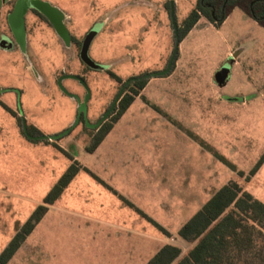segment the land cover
<instances>
[{"label":"rangeland","instance_id":"obj_1","mask_svg":"<svg viewBox=\"0 0 264 264\" xmlns=\"http://www.w3.org/2000/svg\"><path fill=\"white\" fill-rule=\"evenodd\" d=\"M43 1L63 13L73 41L65 42L46 20L29 11L23 55L0 51L1 97L19 114L0 104V253L72 164V156L90 166L112 189L81 169L11 264H146L166 244L179 246L182 258L193 245L179 237V229L226 183L238 181L264 203V163L249 181L238 173L248 175L264 154L261 27H253L239 11H232L225 26L203 29L197 38L192 35V40L203 44L199 53L207 71L223 56L227 44L247 47L238 73L241 83H234L229 91L243 88L248 95L244 106L209 112L202 120V136L197 134L237 170L198 151L185 169V161L163 159V152H156V129L144 125L140 135L139 131L129 136L122 132L129 129L126 124L133 120V113L95 155L89 157L86 150L98 129L90 124L109 110L124 83L166 68L176 39L164 0ZM178 1L175 16L181 23L198 0ZM14 2L4 3L1 13L2 32L9 35L6 16ZM87 36L91 37L89 57L105 69H93L82 61ZM233 60L232 55L228 62ZM69 74L82 76L85 82L64 78ZM88 91L86 113L80 115L79 101L70 94L84 101ZM118 105L103 124L112 122ZM24 120L28 125L36 123L43 135L62 136L43 141L51 145L23 146L15 124ZM132 143H136L133 150L128 145Z\"/></svg>","mask_w":264,"mask_h":264},{"label":"trees","instance_id":"obj_2","mask_svg":"<svg viewBox=\"0 0 264 264\" xmlns=\"http://www.w3.org/2000/svg\"><path fill=\"white\" fill-rule=\"evenodd\" d=\"M166 6L169 9L171 8L170 1L166 3ZM237 7L264 26V0H198L196 7L179 26L180 41L187 36L201 16L206 17L216 25H221L232 10ZM109 73L117 81H122L114 73L110 71ZM147 81V78H142L132 81L127 86L119 100L118 109L112 122L102 124L97 129L92 145L86 148L88 152L95 151L103 142L114 124L146 86ZM28 131L31 134H40L39 130L33 125H28ZM200 142L205 145L203 141ZM55 146L59 150L65 151L57 144ZM215 155L231 169L237 170L236 166L224 156L217 152H215ZM263 163L264 154L248 175L243 171H238V173L250 180ZM81 169L89 172L102 184L112 189L88 168H82L77 161H73L46 195L43 204L35 209L0 253V264L10 262L27 237L46 215L49 209L48 206L59 199ZM121 198L129 202L123 196ZM155 224L164 233L169 234L160 224ZM178 235L193 245L184 257L181 258L182 249L179 246L166 244L146 264H174L175 262V264H264V203L246 190L239 182L231 180L216 191L201 209L179 229Z\"/></svg>","mask_w":264,"mask_h":264},{"label":"crops","instance_id":"obj_3","mask_svg":"<svg viewBox=\"0 0 264 264\" xmlns=\"http://www.w3.org/2000/svg\"><path fill=\"white\" fill-rule=\"evenodd\" d=\"M167 1L170 0H164L163 5L167 3ZM178 2H179L178 0H175V6L178 5ZM2 8L3 6L0 8V42L5 36L8 35L7 33L2 32V20H1ZM164 9L166 10V8ZM232 11L233 12L239 11L242 14L241 17H243L244 21L247 22L249 21V23L253 27H261L262 31L264 30V26L262 24H260L257 20H255L251 16H249L241 8L237 7ZM231 13L228 15V17L221 25H216L215 23L211 22L209 19H207L204 16L200 17L198 22L187 34V36L182 41H180L177 57L174 66L172 70L169 72V74L165 76L152 77L151 80L147 81L146 86L143 88L140 94L135 97L131 106L122 115V117L114 124L112 130L105 137L103 142L95 149V151L89 153L90 154L89 157L95 155L96 152L101 148V146L105 145L109 141L108 137H110V135L115 131L116 127L118 125H121L124 119L130 113H133V120H131L129 123L126 124V126L130 129V133H129V129H123L122 132L126 136H129V134L133 135L137 131H139V135H140L141 134L140 129L144 128V125H147L150 128V130L156 129L154 144H156L157 149L155 150L159 154L163 152L162 153L163 159L172 160L174 162L185 161V169L189 168L191 166L190 163L194 161L195 151H198L200 153L201 152L210 153L212 156L216 158V160L221 161L215 155V152L217 153L219 152L215 148H213L210 144L208 146L206 144L205 146H203L200 142L202 140H199L197 134L200 133L199 136H202V131L204 129L202 120H204L206 115L209 112H212V110H214V112H217V110L220 111L224 107H235V106L238 107L240 104H242L243 106L246 105L245 97L248 95V93L243 88L241 89L240 87L241 90H237V91L234 89L232 91L229 90L232 87L234 88V83L235 84L241 83L239 79L241 77H239L240 75L238 73H240V67L244 65L242 57L247 47L245 45H242L241 43L227 44V48L223 56L218 60L217 63H214L212 65L210 71H207L206 68L203 67L204 66L202 60L203 57H201V53H199L203 44L200 43L198 40H192V35L196 34V38H197V36H200L203 29L218 30V27L220 26L223 27L228 23V21L231 19L232 16ZM8 14H10V12ZM182 22L179 23L177 21L179 26L182 24ZM170 37H173V34L172 35L170 34ZM26 42H27V35H26ZM25 50H23L18 45H13L10 48H6L0 44V51H4L9 54L20 53L21 55H23ZM232 55L234 56V60L231 62L229 77L224 84H221L217 80V72L222 68V66H224L225 63L229 61V58ZM27 69L29 70V66H27ZM161 70L164 69H157L153 72L161 71ZM238 81L240 83H238ZM262 83H263L262 87L264 89V79ZM7 90L11 91V89L10 90L7 89ZM2 93H0V104L3 105L5 108L8 107L10 110L14 112L16 116H19L18 112L12 107L10 101L3 100V98L1 97ZM32 125L39 130L40 134H31L29 131H28L29 134H26L23 129V123L20 124L18 122L15 124L18 131L22 133L21 144H23V146L34 145L35 147H38V145H42V144L51 145L49 143H45V142L43 143L44 140L41 139L35 140L31 137V136H39L43 134V131L36 123H33ZM161 130H162V134L165 132V134H163L166 135L165 138L160 137ZM57 145L63 148L61 145L59 144ZM128 145L129 148L133 150L134 147L136 146V143H132ZM54 147L57 148L55 145ZM136 149L138 148L136 147ZM117 150L119 151L120 149ZM121 150L124 151L125 149L121 148ZM125 153L126 152H124V154ZM137 153L138 152L133 154H137ZM118 154H120V151L118 152ZM72 157H73L72 163L73 161H77L82 168L83 167L88 168L91 172L96 174V172L92 171L93 169H91V167L88 166L87 164L85 166L80 164V160L77 156H72ZM158 159H161V157L158 156ZM205 169L206 167L204 166V170ZM185 175L188 176L186 173ZM98 177L100 178V176ZM189 177L190 176H188V178ZM58 200L55 203L48 206L49 208L48 212L50 209L55 207ZM48 212L46 213V215L48 214ZM46 215L43 217V219L46 217ZM37 226L35 227V229L37 228ZM35 229L33 230V232L35 231ZM33 232L27 237V239L33 234ZM13 234H15V232ZM25 242L23 243V245L25 244ZM20 249L16 252V254L13 256V258L10 260L8 264H11L12 261H14Z\"/></svg>","mask_w":264,"mask_h":264},{"label":"water","instance_id":"obj_4","mask_svg":"<svg viewBox=\"0 0 264 264\" xmlns=\"http://www.w3.org/2000/svg\"><path fill=\"white\" fill-rule=\"evenodd\" d=\"M8 0H0V8L3 6L4 3H6ZM170 15L172 18V24H173V28H174V35H175V47L173 49V52L171 54V57L168 61V64L166 66V68L164 70L161 71H156V72H152V73H148L142 76H137V77H133L128 79L124 85L121 87L119 93L117 94L114 102L111 104L109 110L103 115V117L94 124H90L91 127L93 128H99L103 122H105L108 117L110 116V114L112 113V111L116 108L120 98L122 97L123 93L125 92L127 86L132 82V81H136L138 79H142V78H151V77H159V76H165L167 74H169V72L172 70L176 57H177V53H178V47H179V43H180V37H179V25L177 23L176 20V16H175V0H170ZM30 10H37L40 13H42L43 15H45L50 22L53 24L55 30L57 31V33L64 38V40L69 43V39L68 37L70 36L69 31L63 21L64 19V15L63 13L56 7L52 6L50 3L43 1V0H16L14 8L12 10V12L9 15V25L16 37V40L18 42V44L21 46V48L23 50H25L26 47V28H25V19H26V15ZM91 42V37L88 38V36L85 38V40L83 41V45L81 48V58L82 60L91 68L93 69H105L104 65H100L95 63L94 61L91 60V58L89 57L88 54V50H89V45ZM0 44L6 48H10L13 46V42L12 40H10L7 36H5L2 41L0 42ZM230 69H231V63L228 62L226 63L224 66H222V68L217 72V80L219 81V83L224 84L228 77H229V73H230ZM64 78H74L77 80H80L81 82H85L84 79L79 76V75H75V74H69L67 76H65ZM63 79V78H62ZM59 85L61 86V88L63 89L64 92L67 93V91L65 90V88L62 85L61 80H59ZM3 90H0V92H2ZM72 97H75L78 99L79 101V113L81 114H85L86 113V109H87V102L88 99L90 97V93L88 91V95L86 96L84 101H81L80 98H78L77 96L70 94ZM23 129L25 131L26 134L28 133V125L26 120L23 121ZM30 136V135H29ZM62 136V134H57V135H52V136H47V135H39V136H31L33 139L38 140H46V139H58Z\"/></svg>","mask_w":264,"mask_h":264},{"label":"flooded vegetation","instance_id":"obj_5","mask_svg":"<svg viewBox=\"0 0 264 264\" xmlns=\"http://www.w3.org/2000/svg\"><path fill=\"white\" fill-rule=\"evenodd\" d=\"M15 2H16V0H15ZM15 2H14V5H15ZM14 5H13V8H14ZM13 8L11 9V11H10V13L12 12V10H13ZM30 11H32V12H34V14H36L39 18H42V19H44V20H46L47 22H48V24L55 30V28H54V26H53V24L50 22V20L45 16V15H43L42 13H40L39 11H37V10H30ZM9 15L10 14H8L7 15V21H8V25H9ZM27 16V15H26ZM26 20V19H25ZM63 21H64V19H63ZM65 23V22H64ZM25 28H26V21H25ZM9 30H10V35L8 34L7 35V37L10 39V40H12V42H13V45H18L19 47H21L19 44H18V42H17V40H16V37H15V35H14V33H13V31H12V29H11V27H10V25H9ZM55 32L57 33V31L55 30ZM58 34V33H57ZM26 35H27V29H26ZM59 35V34H58ZM60 36V35H59ZM61 37V36H60ZM63 40H64V38L63 37H61ZM68 39H69V41L70 42H72L73 41V38L71 37V35L68 37ZM65 41V40H64ZM66 42V41H65ZM83 45V44H82ZM82 59V58H81ZM83 61V60H82ZM84 62V61H83ZM85 63V62H84ZM86 64V63H85ZM82 77V76H81ZM58 84H59V81H58Z\"/></svg>","mask_w":264,"mask_h":264}]
</instances>
